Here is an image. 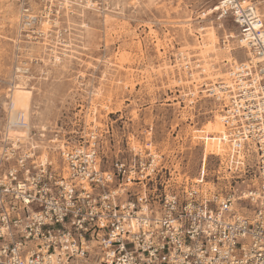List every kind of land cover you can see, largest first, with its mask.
Here are the masks:
<instances>
[{
  "label": "built area",
  "instance_id": "1",
  "mask_svg": "<svg viewBox=\"0 0 264 264\" xmlns=\"http://www.w3.org/2000/svg\"><path fill=\"white\" fill-rule=\"evenodd\" d=\"M213 11L237 25L247 53L226 78L203 83L221 107L229 169L251 171L246 188L213 192L203 179L177 187L162 180L151 195L147 183L165 167L150 148L146 161L134 148L137 164L103 169L98 126L71 144L32 127L10 100L0 135V264H264V16L244 0H220ZM22 21L45 35L28 3ZM230 38H221L223 47ZM194 56L177 57L186 73L202 67Z\"/></svg>",
  "mask_w": 264,
  "mask_h": 264
},
{
  "label": "rangeland",
  "instance_id": "2",
  "mask_svg": "<svg viewBox=\"0 0 264 264\" xmlns=\"http://www.w3.org/2000/svg\"><path fill=\"white\" fill-rule=\"evenodd\" d=\"M219 1L0 0V135L23 77L33 97L32 127L47 126L50 137L73 144L98 126L103 169L116 160L137 164L134 148L146 161L150 148L165 167L147 183L151 195L162 180L177 187L203 179L213 192L245 189L251 171H231L227 143L205 131L221 125V107L203 83L226 78L247 57L237 25L213 11ZM244 1L264 16V0ZM23 3L43 18L38 29L49 20L47 34L24 27ZM230 34L231 49L221 41ZM180 52L202 59V67L183 71Z\"/></svg>",
  "mask_w": 264,
  "mask_h": 264
},
{
  "label": "bare ground",
  "instance_id": "3",
  "mask_svg": "<svg viewBox=\"0 0 264 264\" xmlns=\"http://www.w3.org/2000/svg\"><path fill=\"white\" fill-rule=\"evenodd\" d=\"M47 23H49V20H47L46 24L44 25V26H46V28L44 29V33L45 34L48 33L47 28H49L47 26ZM10 96H11V99H12V101L14 103V108L24 111V113L26 115V118L28 120H30L31 111H32V108H33V97H32V92L28 88L27 82H26L25 79H23V77L20 79V82L18 83V85H16V87L13 88V91H12ZM35 113L39 114V112H35ZM219 123H221V125H219L218 127L213 128V129H208V130H205V131L207 132V134H216L217 136H219L220 140H224V138H225V127L223 126L222 121L219 122ZM41 128L44 129V130H47L48 127L47 126H42ZM8 132H9L10 135L25 136L27 134V130L26 129H18V128H10L8 130ZM226 151H227V149L225 150V152Z\"/></svg>",
  "mask_w": 264,
  "mask_h": 264
}]
</instances>
